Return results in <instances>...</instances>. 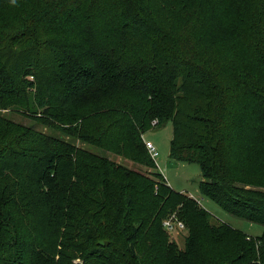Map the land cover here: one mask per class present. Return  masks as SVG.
I'll use <instances>...</instances> for the list:
<instances>
[{
	"label": "trees",
	"instance_id": "1",
	"mask_svg": "<svg viewBox=\"0 0 264 264\" xmlns=\"http://www.w3.org/2000/svg\"><path fill=\"white\" fill-rule=\"evenodd\" d=\"M221 3L177 0L165 27L158 0H0V110L33 120L0 112V264H264V231L215 222L145 144L172 121L170 156L199 164L201 193L264 226V0ZM217 10L237 55L194 54Z\"/></svg>",
	"mask_w": 264,
	"mask_h": 264
},
{
	"label": "rangeland",
	"instance_id": "2",
	"mask_svg": "<svg viewBox=\"0 0 264 264\" xmlns=\"http://www.w3.org/2000/svg\"><path fill=\"white\" fill-rule=\"evenodd\" d=\"M158 1L160 3L162 2V4H160L162 7L154 10V16L156 17L157 21L163 22L161 24L162 26L167 27L166 21H168L169 14H171L173 11L172 5L174 6V3H176L177 0H158ZM214 1L216 0H212V2ZM221 1L222 3L220 7H222L224 2L226 6L230 5V8H232L231 6L237 3V0H225V1L221 0ZM154 5L155 4L153 3V6ZM221 12L223 13V11L218 12V10L217 12L212 11V14L208 17L207 21L204 22L197 29L192 31V34L190 35V39H193L192 43L194 46L193 48H191L192 49L191 51H193L194 54L200 55L204 52H215L217 49L220 48L219 45H222L221 50H224L227 54L237 55V53H235L236 48L238 45L241 46V44H239L241 39L240 38L241 36L239 35L240 33L237 32V34L240 36L238 39V35L235 36L236 34L234 35V33L230 29L227 30V26L220 29L219 25L212 18V16L218 15L216 21L220 20L222 14ZM180 19L181 17L177 15V17L171 19L169 22V24L172 23V27H173L170 28L174 29V31L177 34H181V32L184 31V28L181 26L183 20ZM233 25L235 26V23ZM245 26L246 25H239L240 31L241 30L244 31L246 29ZM145 44L142 45L138 44V48L142 49V47H144ZM31 108L33 109L34 107L32 106ZM0 112L3 113V115H8L10 118H13L15 121L23 122L26 124L33 123L32 119L24 116L20 112L9 111V110H2V111L0 110ZM173 135H174V128L172 121H169L159 127L158 126L152 127L151 129L147 130L144 135L146 140L153 141L157 145L159 149V157L157 158V164L159 169L166 176L170 185L173 186L178 191L183 190L184 193L187 194L188 196L192 194L196 198V201L197 202L199 201L198 203L202 205V207H205L207 209V211L212 216V219L215 222L217 221L226 222L232 225L233 227L238 228L244 231L245 233L255 237L261 235L264 231V226L262 224L250 222L249 220L240 218L238 216H235L227 212L217 202L207 198L201 193L198 186L199 181L202 179L201 169L199 164L177 162L173 160L170 156ZM96 150L99 153L104 152V150L101 149H96ZM111 157L130 167H135L139 170H141L140 168H142L143 172H147L148 174H151L154 170V168L150 166H143L141 164H138L130 159H126L121 156H113L111 154ZM165 230L170 239L175 240L180 247L185 246L184 240L185 237L189 234V229L187 225L186 228L181 232H170L166 228Z\"/></svg>",
	"mask_w": 264,
	"mask_h": 264
},
{
	"label": "built area",
	"instance_id": "3",
	"mask_svg": "<svg viewBox=\"0 0 264 264\" xmlns=\"http://www.w3.org/2000/svg\"><path fill=\"white\" fill-rule=\"evenodd\" d=\"M146 147L150 154V156L156 161L159 157V149L157 145L153 141L146 140ZM193 198H195L193 195H191ZM196 199V198H195ZM164 227L170 231V232H181L186 228V223L184 220L180 219L176 215H171L170 217L166 218L163 221Z\"/></svg>",
	"mask_w": 264,
	"mask_h": 264
},
{
	"label": "clouds",
	"instance_id": "4",
	"mask_svg": "<svg viewBox=\"0 0 264 264\" xmlns=\"http://www.w3.org/2000/svg\"><path fill=\"white\" fill-rule=\"evenodd\" d=\"M10 3H11L13 6H16V4H17V0H10Z\"/></svg>",
	"mask_w": 264,
	"mask_h": 264
},
{
	"label": "water",
	"instance_id": "5",
	"mask_svg": "<svg viewBox=\"0 0 264 264\" xmlns=\"http://www.w3.org/2000/svg\"><path fill=\"white\" fill-rule=\"evenodd\" d=\"M100 243H101V244H104V240H101Z\"/></svg>",
	"mask_w": 264,
	"mask_h": 264
},
{
	"label": "crops",
	"instance_id": "6",
	"mask_svg": "<svg viewBox=\"0 0 264 264\" xmlns=\"http://www.w3.org/2000/svg\"><path fill=\"white\" fill-rule=\"evenodd\" d=\"M183 191V190H182ZM190 195H192V194H190Z\"/></svg>",
	"mask_w": 264,
	"mask_h": 264
}]
</instances>
